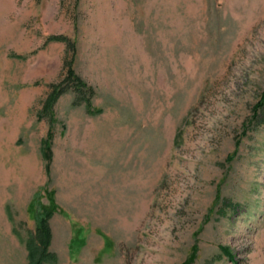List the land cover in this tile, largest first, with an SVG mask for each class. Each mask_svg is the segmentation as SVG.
Segmentation results:
<instances>
[{"label":"rangeland","instance_id":"374dc122","mask_svg":"<svg viewBox=\"0 0 264 264\" xmlns=\"http://www.w3.org/2000/svg\"><path fill=\"white\" fill-rule=\"evenodd\" d=\"M41 204L42 264H264V0H0V264Z\"/></svg>","mask_w":264,"mask_h":264},{"label":"trees","instance_id":"16d2710c","mask_svg":"<svg viewBox=\"0 0 264 264\" xmlns=\"http://www.w3.org/2000/svg\"><path fill=\"white\" fill-rule=\"evenodd\" d=\"M73 84H80L79 82H72ZM81 89L79 87H76ZM81 93H84L83 91ZM38 209L34 212L35 232L27 239L28 257L31 264H42L43 260L51 253L48 251V246L51 241V233L48 224V218L55 210L53 205L48 207L44 205H37ZM37 255V256H35Z\"/></svg>","mask_w":264,"mask_h":264}]
</instances>
